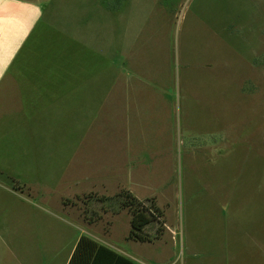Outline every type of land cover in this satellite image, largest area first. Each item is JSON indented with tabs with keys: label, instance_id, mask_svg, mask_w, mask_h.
Returning a JSON list of instances; mask_svg holds the SVG:
<instances>
[{
	"label": "rangeland",
	"instance_id": "rangeland-1",
	"mask_svg": "<svg viewBox=\"0 0 264 264\" xmlns=\"http://www.w3.org/2000/svg\"><path fill=\"white\" fill-rule=\"evenodd\" d=\"M134 7L133 60L152 74L166 69L173 80L172 160L161 154L147 164L153 177L146 179L174 230L160 244L162 261L264 264V0H136ZM104 82L100 72L72 81L51 77L39 90L79 97L56 102L58 133L64 136L69 124L84 126L72 136L82 140L77 162L90 158L110 178L121 154L139 142L153 144L156 133L146 122L135 131L137 140L113 130L108 124L118 98L105 92ZM154 99L135 103L147 110L145 121L156 118ZM166 174L167 185L159 187ZM126 216H118L120 230ZM146 256L132 258L152 264Z\"/></svg>",
	"mask_w": 264,
	"mask_h": 264
},
{
	"label": "crops",
	"instance_id": "crops-1",
	"mask_svg": "<svg viewBox=\"0 0 264 264\" xmlns=\"http://www.w3.org/2000/svg\"><path fill=\"white\" fill-rule=\"evenodd\" d=\"M135 3L0 0V264H68L81 237L133 264L139 263L132 256L144 258L139 249L146 247L154 248L146 256L152 264H173L162 261L160 244H166L168 231L174 230L167 226L163 207L150 196L153 176L147 173V164L159 162L161 154L172 160L173 80L166 69L152 74L133 60ZM9 33L14 37L8 44ZM99 72L105 92L118 98L108 125L129 138H136L135 131H141L145 122L156 133L153 144L141 147L139 142L126 157L120 155V166L112 167V189L111 177L99 175L103 168H93L90 158L77 162L82 140L72 136L84 126L69 124L63 126L64 136L58 133L56 102L79 97L40 91L47 89L51 77L72 81ZM151 96L156 118L145 121L147 110L135 103ZM166 176L159 187L167 185ZM122 191L138 201L153 200L161 212L162 230L157 231L155 222L143 230L150 241L128 238L130 215L116 199ZM122 212L127 216L120 230ZM106 216L110 219L104 220ZM109 244L124 245L134 255Z\"/></svg>",
	"mask_w": 264,
	"mask_h": 264
},
{
	"label": "trees",
	"instance_id": "trees-1",
	"mask_svg": "<svg viewBox=\"0 0 264 264\" xmlns=\"http://www.w3.org/2000/svg\"><path fill=\"white\" fill-rule=\"evenodd\" d=\"M105 199V198H103ZM120 208L126 209L130 215V229L128 238L138 242L150 241L144 233V228L151 223L159 225V232L162 230V214L154 206L153 200L145 202L138 201L130 193L122 191L117 195ZM63 202L67 203L68 200ZM68 264H133L125 256L96 243L95 241L81 237L75 247L72 258Z\"/></svg>",
	"mask_w": 264,
	"mask_h": 264
}]
</instances>
